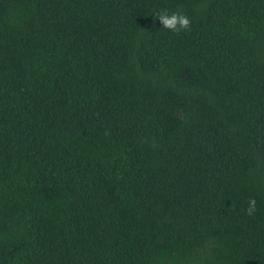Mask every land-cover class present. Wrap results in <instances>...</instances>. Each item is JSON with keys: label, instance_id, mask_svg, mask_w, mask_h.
Returning <instances> with one entry per match:
<instances>
[{"label": "trees", "instance_id": "16d2710c", "mask_svg": "<svg viewBox=\"0 0 264 264\" xmlns=\"http://www.w3.org/2000/svg\"><path fill=\"white\" fill-rule=\"evenodd\" d=\"M0 264H264V0H0Z\"/></svg>", "mask_w": 264, "mask_h": 264}, {"label": "clouds", "instance_id": "9594fccd", "mask_svg": "<svg viewBox=\"0 0 264 264\" xmlns=\"http://www.w3.org/2000/svg\"><path fill=\"white\" fill-rule=\"evenodd\" d=\"M154 18L159 20L162 29L173 33L187 32L191 29V20L183 12L177 11L169 13L166 10H162L154 14ZM256 211V200L250 198L248 201V207L246 209L247 215L251 216Z\"/></svg>", "mask_w": 264, "mask_h": 264}]
</instances>
